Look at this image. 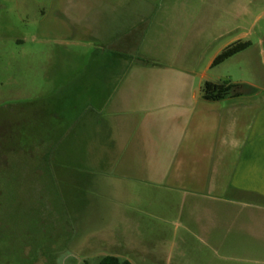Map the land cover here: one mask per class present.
I'll list each match as a JSON object with an SVG mask.
<instances>
[{
    "label": "rangeland",
    "instance_id": "obj_1",
    "mask_svg": "<svg viewBox=\"0 0 264 264\" xmlns=\"http://www.w3.org/2000/svg\"><path fill=\"white\" fill-rule=\"evenodd\" d=\"M208 12L236 22L231 37L252 43L251 80L264 84V0H0V227L11 233L0 264L24 254L34 264H99L108 255L264 264V232L220 230L212 206L108 163L106 96L127 74L123 59L133 63L112 55L109 36L131 48L132 39L119 40L127 19L145 22L144 40L157 25Z\"/></svg>",
    "mask_w": 264,
    "mask_h": 264
},
{
    "label": "crops",
    "instance_id": "obj_2",
    "mask_svg": "<svg viewBox=\"0 0 264 264\" xmlns=\"http://www.w3.org/2000/svg\"><path fill=\"white\" fill-rule=\"evenodd\" d=\"M144 23L126 20L119 40L132 39L134 47H117L109 36L112 55L133 63L123 59L127 74L106 96L113 104L108 163L145 185L212 206L220 230L264 232V84L251 80L252 43L231 37L236 22L215 12L157 25L143 40ZM238 41L251 46L214 66ZM206 82L241 84L243 94L208 101Z\"/></svg>",
    "mask_w": 264,
    "mask_h": 264
},
{
    "label": "trees",
    "instance_id": "obj_3",
    "mask_svg": "<svg viewBox=\"0 0 264 264\" xmlns=\"http://www.w3.org/2000/svg\"><path fill=\"white\" fill-rule=\"evenodd\" d=\"M251 46L250 42H243L238 41L230 46H228L226 49L222 51V53L215 59L213 65L217 66L228 60L229 58L245 51ZM244 85L241 84H234L230 82H220V83H212V82H206L202 87V95L205 100L208 101H220L228 96H239L243 94ZM3 199L0 200V206L3 207ZM9 213L7 212V218L6 221L9 220ZM6 225H2L0 227V242L1 240H7L11 237V233L7 232L5 230ZM27 245H30V242L26 243ZM29 247V246H28ZM24 249L26 248L23 247ZM40 248V247H39ZM26 250V249H25ZM39 251L36 250V253ZM5 252V251H4ZM24 252V251H23ZM3 254V251H0V254ZM24 254V253H23ZM29 254L23 256L22 259H18L19 264H34L38 257L33 261H29ZM85 264H88L87 262ZM99 264H132L128 260H122L119 257L116 256H105L103 257Z\"/></svg>",
    "mask_w": 264,
    "mask_h": 264
}]
</instances>
